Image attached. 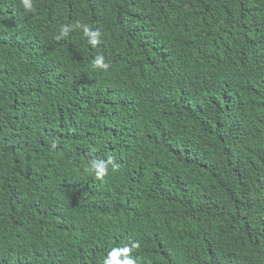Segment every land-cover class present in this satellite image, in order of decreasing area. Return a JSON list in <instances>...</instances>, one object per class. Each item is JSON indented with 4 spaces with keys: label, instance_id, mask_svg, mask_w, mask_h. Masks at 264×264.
I'll return each mask as SVG.
<instances>
[{
    "label": "trees",
    "instance_id": "obj_1",
    "mask_svg": "<svg viewBox=\"0 0 264 264\" xmlns=\"http://www.w3.org/2000/svg\"><path fill=\"white\" fill-rule=\"evenodd\" d=\"M33 8L0 0V264H264V0Z\"/></svg>",
    "mask_w": 264,
    "mask_h": 264
},
{
    "label": "clouds",
    "instance_id": "obj_2",
    "mask_svg": "<svg viewBox=\"0 0 264 264\" xmlns=\"http://www.w3.org/2000/svg\"><path fill=\"white\" fill-rule=\"evenodd\" d=\"M23 8L26 11H33V0H20ZM78 27H81L83 30V34L85 37H88V43L95 47L98 44L99 32L92 31L89 26L78 24ZM69 31V26L65 25L60 34L56 36V39L59 40L63 36H66ZM94 66L103 70H107L109 68V64L105 61V58L100 55L97 56L94 60ZM55 147V143L53 144ZM112 163L111 158L108 161L103 159H92L89 162L88 168L95 173V178L99 180H103L109 172V164ZM113 168L116 167L115 164L112 165ZM132 251V248L129 246L113 248L111 252L108 253L107 258L104 261V264H136L135 260L132 259L128 254ZM123 255V259L121 256Z\"/></svg>",
    "mask_w": 264,
    "mask_h": 264
}]
</instances>
